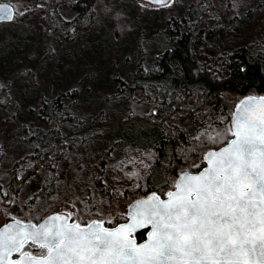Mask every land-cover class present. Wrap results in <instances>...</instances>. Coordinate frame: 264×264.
<instances>
[{
	"label": "trees",
	"instance_id": "trees-1",
	"mask_svg": "<svg viewBox=\"0 0 264 264\" xmlns=\"http://www.w3.org/2000/svg\"><path fill=\"white\" fill-rule=\"evenodd\" d=\"M62 1H0L13 5L17 2L18 6L26 5L28 9L22 16L15 15L11 22L0 23V62L7 73L10 74L11 63L22 67V60L28 59L29 55L32 59L41 58L45 66L49 56L66 53L71 59L73 50L78 52L77 46H80L82 58L85 57L84 47L92 50L87 37H97V28L100 27L94 24V0H73L75 16L71 20L60 15ZM212 1L195 0L183 11L182 20L176 19L171 26L173 28L165 31L168 39L164 49L154 56L152 63L147 61L137 68L130 85L118 77L112 82L108 78L111 70L134 58L137 46L129 37L114 42L108 33L91 54L97 66L94 65L92 70L93 77L86 78L84 85L88 84L90 88L86 86L79 93V102H75L77 97L73 96L78 90L72 95L68 91L69 86H73L70 81L65 84L57 77L43 90H29L31 84L26 83L27 86L22 88L13 85L16 77L17 83L24 79V75H20L22 68L15 69L13 75L16 77L11 80L3 76L5 86L0 94L8 93L14 98L18 89L26 90L22 99L17 97L15 100L21 101L26 108V111H21L25 124L20 127L22 144L28 148L29 162L25 163L27 169L22 176L10 181L9 190L18 191L28 179L44 172L43 192L50 193L54 190L59 164L82 152L90 156L96 154L87 170H93L94 180L102 183L107 168L119 161L126 149H151L154 154L153 166L139 193L146 195L158 188L166 190L165 181H171L187 165L178 149L185 147L181 142L188 140V134H195L198 127L209 123L223 126L218 117L230 120L225 93L241 97L264 95V27L254 42L242 43L234 52L213 58L218 67L201 62L197 48L203 43L204 31L194 33L216 12ZM234 1L236 4L230 5L222 1L223 23L230 17L240 29L248 31L260 25L264 0ZM37 20L41 24L42 39L39 41L28 38L35 30L32 28ZM213 20L216 21L214 17ZM38 33L39 30L34 31V34ZM53 44L59 48V53L54 51ZM47 67L50 69L46 66L44 71ZM87 71L91 70L87 68ZM59 89L60 93L55 95ZM1 102L11 106L9 99ZM110 104L119 105L121 117L113 124H106L100 116L105 114ZM78 110L89 112L88 116ZM29 122L32 123L30 129L25 126ZM44 124L51 126L44 127ZM137 238L144 239L145 231Z\"/></svg>",
	"mask_w": 264,
	"mask_h": 264
},
{
	"label": "snow or ice",
	"instance_id": "snow-or-ice-1",
	"mask_svg": "<svg viewBox=\"0 0 264 264\" xmlns=\"http://www.w3.org/2000/svg\"><path fill=\"white\" fill-rule=\"evenodd\" d=\"M27 11L0 4V21ZM218 120L223 126L198 127L181 142L183 163L196 154L199 160L122 214L87 202L27 219L7 213L0 264H264V95L243 97L230 120ZM127 175L140 178L135 170Z\"/></svg>",
	"mask_w": 264,
	"mask_h": 264
},
{
	"label": "rangeland",
	"instance_id": "rangeland-1",
	"mask_svg": "<svg viewBox=\"0 0 264 264\" xmlns=\"http://www.w3.org/2000/svg\"><path fill=\"white\" fill-rule=\"evenodd\" d=\"M194 1L174 0L172 5L163 7H152L148 4H144L145 6L141 7L139 0H94V24L100 26L97 28L99 35L97 37L93 35L87 37V42L90 44L89 46H92V50L84 47L82 52H84L85 57L82 58L80 55V46L76 47L78 52L73 50L71 59H68L66 53L49 56L47 58L49 62L45 66L41 58L40 60L32 59L29 55L28 59L22 60V67L11 63L10 74L7 73V70L4 69L0 62V90L5 86L4 80H2L3 76L11 80L16 77V75H13L15 69L19 70L22 68V74L20 73V75H24V79H19L17 83L18 77H16V81L13 84L16 88H22L27 83V85H32L28 88L29 90H43L50 85L51 81L53 82V78L58 77V80L63 81L65 84L68 81L72 83L73 86H69L68 90L71 95L78 90L73 96L77 97L74 101L79 102V93L86 86L90 88L88 84L84 85L86 78L89 77L91 79L93 77L94 71L92 72V70L94 65L97 66L91 54L96 44L107 38V33L112 36L114 42H121L123 38L129 37L137 46L138 52L135 53L134 58L128 60V63H124L122 67L118 65L116 69L111 70L108 78L112 82L114 78L118 77L124 79L130 85L137 68L142 63H147V61L152 63L154 56L164 49L168 39L165 31L172 26L176 19L178 21L182 20L185 15L183 11ZM222 1L214 0V2H211L216 6V12L209 21L203 22L204 25H201L200 29H197L194 33L197 34L198 30L204 31L201 38L203 43L197 48L203 64L217 65L218 62L214 63L213 58L234 52L242 43L254 42L261 36L263 31L261 27H264V12L260 25L250 31L248 29H240L241 27H238L237 23H233L230 17L228 22L223 23ZM225 1L228 5L236 4L234 0ZM74 3L75 1L73 0L62 1L59 6L62 18H74L75 13L72 10V4ZM17 4L19 3L15 2L14 4L16 11L23 10L26 7V5L22 7ZM213 17L219 23L214 21ZM37 22L38 20L36 21V26L32 29L39 30V33L34 34V30L28 38L39 41L42 39L41 24ZM118 25L122 26V28L118 27ZM52 46L54 51L59 53V48L55 44ZM46 66H50V69L48 70L49 67H47L44 71ZM87 68L91 70L89 73ZM10 88L12 89V87ZM21 90L18 89V95L14 98L8 93L5 95L0 94V107H2L0 109V225L11 219L7 213L27 219L30 218V215H47L52 211H60L63 208L71 209V202H75L76 206L81 209L84 207V203L87 202L115 216L116 213L122 214L126 212L129 203L139 196H143L142 193H139V189L142 187H134V185H141L153 166V155H145L146 153L152 154L151 149H126L123 157L107 168L105 179H103L102 183L94 180L93 170H87L95 160L96 154L90 156V154L87 155L86 152H82L78 155H71L67 160L59 164L55 172L57 175L55 177L54 190L50 193L43 192L44 172L28 179L18 191L9 190L10 181L18 175L22 176L23 171L27 169L25 163L29 162L28 148L22 144V130L20 127L23 123L25 124V120L21 118L23 114L21 111H26V108H24L21 101L17 102L18 100H15L17 97L22 99L26 90ZM59 93L60 89L55 95ZM5 99L11 101V106H6L5 103L1 102ZM224 99L228 103V113L231 118V112L235 110L236 104L242 97L225 93ZM67 102H70V100H67ZM71 102L73 103V101ZM107 109L105 114L99 115L106 121V124H113L120 119L121 108L119 105L113 106L110 104ZM79 112L86 116L89 113L81 110ZM26 124L27 128H32L31 122ZM50 126L49 124H44V127ZM199 158V154L191 155L188 164L183 168H187L189 164L199 160ZM134 170L139 172V179L135 176L130 178L127 175V173ZM116 190H120L122 194L117 195ZM118 221L122 222L117 218L116 222Z\"/></svg>",
	"mask_w": 264,
	"mask_h": 264
},
{
	"label": "water",
	"instance_id": "water-1",
	"mask_svg": "<svg viewBox=\"0 0 264 264\" xmlns=\"http://www.w3.org/2000/svg\"><path fill=\"white\" fill-rule=\"evenodd\" d=\"M139 1H140V0H139ZM143 3H144V4L151 5L152 7H163V6H167V4H164V5H152V4L150 3V0H143ZM0 4L10 5V6L13 8L14 12L16 11V8H15V6H14L13 4H10V3H7V2H0ZM11 21H12V20H11ZM11 21L3 20V21H0V23H2V22H11ZM143 231L146 232L145 229H140V230L138 231L137 235H138L139 233L143 232ZM145 238H146V234H145ZM137 239H138V238H137Z\"/></svg>",
	"mask_w": 264,
	"mask_h": 264
}]
</instances>
